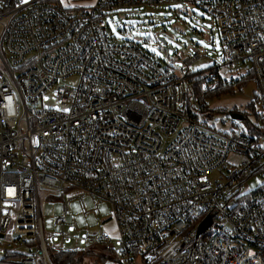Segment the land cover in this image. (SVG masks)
Here are the masks:
<instances>
[{
	"label": "built area",
	"instance_id": "obj_1",
	"mask_svg": "<svg viewBox=\"0 0 264 264\" xmlns=\"http://www.w3.org/2000/svg\"><path fill=\"white\" fill-rule=\"evenodd\" d=\"M161 4L195 5L213 19L227 57L252 65L263 103L257 132L236 122L229 132L210 130L191 118L198 50L177 67L141 43L113 40L108 15ZM73 77L77 85L63 84ZM204 78L219 82L210 71ZM50 90L56 107L45 103ZM215 172L225 183L210 180ZM257 173L264 0H0V264H55L71 241L66 214L47 241L41 187L110 204L117 236L80 237L105 251L96 264H264V186L233 192Z\"/></svg>",
	"mask_w": 264,
	"mask_h": 264
},
{
	"label": "rangeland",
	"instance_id": "obj_2",
	"mask_svg": "<svg viewBox=\"0 0 264 264\" xmlns=\"http://www.w3.org/2000/svg\"><path fill=\"white\" fill-rule=\"evenodd\" d=\"M90 1L63 0V3L73 7H85L89 6ZM176 6L178 5L161 4L150 8L135 7L114 11L107 17L110 34L115 42L141 43L155 58L171 66H184L185 58L192 56L195 50H198L201 57L191 66V72L194 74L204 73L205 76L206 71H210L217 76L219 74L223 82L237 81L249 75L253 69L249 62H232L227 57L221 36L210 16L204 14L195 5ZM162 39L165 40V44L162 43ZM152 48H156L157 51L153 52ZM219 82L216 86L207 82L205 78L204 81L196 82V99L211 97L219 88ZM77 83V77L63 82L64 85L70 86H75ZM52 92L53 90L48 92L49 98L45 103L56 107L57 102ZM259 96V85L252 78L245 85L228 84L219 97L207 99L210 117H202L203 114H199V118L210 130L215 129L220 132L233 130L232 122L242 127H246L248 121L262 124L260 116L263 113V103ZM233 111L244 114L246 119L234 120L231 118ZM221 176L219 172H215L209 178L213 182L218 180L225 183V178ZM263 186L264 173H257L245 181H238L233 192L238 195L250 194ZM81 193L79 189H66L64 193L42 187L40 189L42 222L47 241L60 230V226L55 223L56 219L66 214L68 223L66 233L71 241L64 244V251H84L87 247L80 244L82 234L100 235L104 232H112L115 226L114 221L111 220V206L106 200L86 193L83 195L84 200L81 201L77 197ZM64 204L69 207L67 213ZM69 226H74L75 230L70 231ZM51 247L52 244L49 243V248ZM115 248L117 249L116 246ZM99 250L88 249L83 252L81 264H96L100 261Z\"/></svg>",
	"mask_w": 264,
	"mask_h": 264
},
{
	"label": "trees",
	"instance_id": "obj_3",
	"mask_svg": "<svg viewBox=\"0 0 264 264\" xmlns=\"http://www.w3.org/2000/svg\"><path fill=\"white\" fill-rule=\"evenodd\" d=\"M215 69V68H214ZM219 76V74H218ZM254 79L256 80V74L254 72V70L252 69V71H250L248 76H243L242 78L238 79L237 81L232 80L231 82H223L219 76L220 79V86L219 88L213 93V95L210 97L204 96L201 97L200 99H196V82L198 81H204V73H199V74H194L192 73L191 76L189 77V84H190V92H189V101H188V108L190 111V116L193 120L195 121H200V118L198 115H196L193 111H200L203 116H207V114H209V107L207 104V99L215 97V96H220L222 91L227 88L228 84H239V85H245L247 83V81L249 79ZM232 114H239L236 111L231 112ZM243 116V119H246V116L244 114H239ZM210 116H207V118ZM258 122L256 123H252L251 121H248L246 123V127H248V129L250 130V132H257L258 131ZM252 175V174H251ZM249 175V177L251 176ZM260 191V189H257L256 191L253 192L252 195H255L256 193H258ZM88 249H100V248H96V247H87L86 250L84 251H64L62 253L53 255V259H54V263L55 264H81V260L83 259V257H81V254H84L83 252L87 251ZM100 254L98 257L100 258V261L96 262V263H102L105 262L107 256L104 253L105 251L103 249L99 250ZM84 264V263H83Z\"/></svg>",
	"mask_w": 264,
	"mask_h": 264
},
{
	"label": "water",
	"instance_id": "obj_4",
	"mask_svg": "<svg viewBox=\"0 0 264 264\" xmlns=\"http://www.w3.org/2000/svg\"><path fill=\"white\" fill-rule=\"evenodd\" d=\"M162 43H166L164 39L161 40ZM231 118H233L234 120H242L243 119V116L242 115H239V114H232L231 115ZM211 225V218L209 217L202 225L201 227L199 228L198 230V233H201L203 231H205L209 226Z\"/></svg>",
	"mask_w": 264,
	"mask_h": 264
},
{
	"label": "snow or ice",
	"instance_id": "obj_5",
	"mask_svg": "<svg viewBox=\"0 0 264 264\" xmlns=\"http://www.w3.org/2000/svg\"><path fill=\"white\" fill-rule=\"evenodd\" d=\"M21 2H22V3H27V0H21ZM62 2H63V0H62ZM176 7H179V6H176ZM205 46L207 47V45H205ZM152 51H153V52H156L157 49H156V48H152ZM63 111H68V109H63ZM9 191L11 192V189H10Z\"/></svg>",
	"mask_w": 264,
	"mask_h": 264
},
{
	"label": "crops",
	"instance_id": "obj_6",
	"mask_svg": "<svg viewBox=\"0 0 264 264\" xmlns=\"http://www.w3.org/2000/svg\"><path fill=\"white\" fill-rule=\"evenodd\" d=\"M109 233L113 236V237H116L117 236V229H116V226H114V229L112 232L109 231Z\"/></svg>",
	"mask_w": 264,
	"mask_h": 264
},
{
	"label": "bare ground",
	"instance_id": "obj_7",
	"mask_svg": "<svg viewBox=\"0 0 264 264\" xmlns=\"http://www.w3.org/2000/svg\"><path fill=\"white\" fill-rule=\"evenodd\" d=\"M200 112V111H199ZM201 113V112H200ZM202 114V113H201ZM207 116H209L208 114H207ZM260 118H261V116H260Z\"/></svg>",
	"mask_w": 264,
	"mask_h": 264
}]
</instances>
